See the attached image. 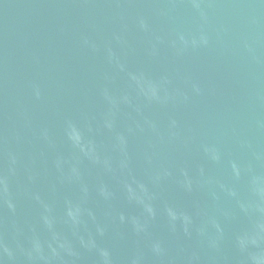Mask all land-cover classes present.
Returning <instances> with one entry per match:
<instances>
[{
	"label": "water",
	"instance_id": "1",
	"mask_svg": "<svg viewBox=\"0 0 264 264\" xmlns=\"http://www.w3.org/2000/svg\"><path fill=\"white\" fill-rule=\"evenodd\" d=\"M0 264H264V0H0Z\"/></svg>",
	"mask_w": 264,
	"mask_h": 264
}]
</instances>
